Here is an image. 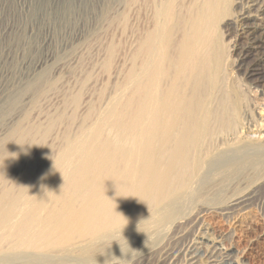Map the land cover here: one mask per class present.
Listing matches in <instances>:
<instances>
[{"label":"bare ground","instance_id":"obj_1","mask_svg":"<svg viewBox=\"0 0 264 264\" xmlns=\"http://www.w3.org/2000/svg\"><path fill=\"white\" fill-rule=\"evenodd\" d=\"M96 32L132 33L127 55L105 47L112 72L59 98L33 157L23 134L1 141L0 264H145L196 201L243 188L223 211L235 209L264 185V135L250 133L251 100L218 55L236 56L264 96V0H0V87L18 77L8 66L33 62L27 48L82 46ZM212 239L182 240L168 264H196L200 250L207 264L243 263Z\"/></svg>","mask_w":264,"mask_h":264},{"label":"rangeland","instance_id":"obj_2","mask_svg":"<svg viewBox=\"0 0 264 264\" xmlns=\"http://www.w3.org/2000/svg\"><path fill=\"white\" fill-rule=\"evenodd\" d=\"M239 11L243 12L241 9ZM220 33L222 48L226 46L229 49L236 39V28L221 29ZM82 37L86 40H82V46L78 44L73 47H55L49 51L27 48L23 56L25 60H33V62L25 64L21 71L18 64L8 66V69L18 73V77L3 81L8 85L6 90L0 87V145H3L1 141L7 140L5 138L8 135L16 138L18 134H23L21 135L22 146L28 151V156L33 157V153L37 151L35 149L41 148V143L46 137L45 132L51 130L37 125L46 123L57 109L59 98L64 93L73 95L81 87L87 89L90 84L101 79L100 76L111 73V70L106 71L101 68V53L107 45L112 44L114 56L118 55L123 59L128 53L133 34L96 32V34H85ZM47 51L53 55V59L44 64L43 72L36 75L32 63L45 58ZM218 55L222 57V64L220 63L219 66L222 65V70H225L228 78L237 84L251 100L250 133L253 136L258 134L263 136L264 96L237 70L236 56L229 55L226 49ZM223 57L226 59L224 62ZM25 135L29 139H26ZM54 145H58L57 142ZM9 146L10 144L7 147ZM2 147L0 146V150ZM247 183L249 182L239 185ZM244 191L243 188L229 189L222 192L217 200L196 201L190 208V218L184 226L172 230L168 237L164 236L155 240L147 257L150 261L147 260L145 264H168L167 256L182 240L190 239L197 242L198 237L204 236L207 239H221L224 246L232 245L242 257L241 264H264V185L256 191L252 202L247 206L242 205L239 208L223 211L228 199L239 197ZM197 256L196 264H207L204 250L198 251Z\"/></svg>","mask_w":264,"mask_h":264}]
</instances>
